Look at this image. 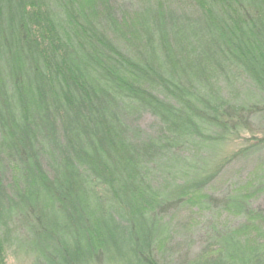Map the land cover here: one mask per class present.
I'll return each instance as SVG.
<instances>
[{"label": "trees", "instance_id": "obj_1", "mask_svg": "<svg viewBox=\"0 0 264 264\" xmlns=\"http://www.w3.org/2000/svg\"><path fill=\"white\" fill-rule=\"evenodd\" d=\"M179 1L0 0V264H264V0Z\"/></svg>", "mask_w": 264, "mask_h": 264}, {"label": "rangeland", "instance_id": "obj_2", "mask_svg": "<svg viewBox=\"0 0 264 264\" xmlns=\"http://www.w3.org/2000/svg\"><path fill=\"white\" fill-rule=\"evenodd\" d=\"M179 6L181 8L188 7L189 1L180 0ZM148 122V118H145L144 124H147ZM242 135V137H237V139H234L233 141H228V152L239 149L243 147V145H248L255 141L252 138H245L248 137L245 134ZM258 136L261 137L259 134ZM262 168H264V147L259 152L247 159H239L225 166L212 185L207 189V191L213 193L214 195H221L230 187H242L246 181H253L257 175V170ZM189 215V211L187 210H182L178 212V214L176 213L177 220L179 222H182ZM6 264H29V255L23 252L21 249H18L16 244H14L11 250L8 252Z\"/></svg>", "mask_w": 264, "mask_h": 264}]
</instances>
